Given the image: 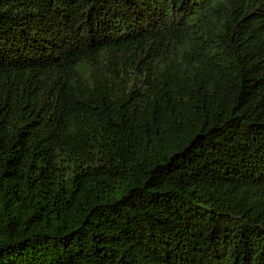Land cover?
Returning <instances> with one entry per match:
<instances>
[{
	"label": "trees",
	"instance_id": "obj_1",
	"mask_svg": "<svg viewBox=\"0 0 264 264\" xmlns=\"http://www.w3.org/2000/svg\"><path fill=\"white\" fill-rule=\"evenodd\" d=\"M0 264H264V0H0Z\"/></svg>",
	"mask_w": 264,
	"mask_h": 264
}]
</instances>
